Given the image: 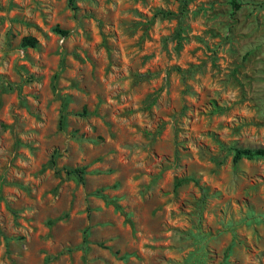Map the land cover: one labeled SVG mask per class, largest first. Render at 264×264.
Wrapping results in <instances>:
<instances>
[{"label":"rangeland","instance_id":"374dc122","mask_svg":"<svg viewBox=\"0 0 264 264\" xmlns=\"http://www.w3.org/2000/svg\"><path fill=\"white\" fill-rule=\"evenodd\" d=\"M237 2L0 0V264H264V159L233 162L264 148V0Z\"/></svg>","mask_w":264,"mask_h":264},{"label":"trees","instance_id":"16d2710c","mask_svg":"<svg viewBox=\"0 0 264 264\" xmlns=\"http://www.w3.org/2000/svg\"><path fill=\"white\" fill-rule=\"evenodd\" d=\"M79 0H68L69 6L75 8L76 2ZM231 4L235 6L236 9H239L241 5L237 2V0H231ZM187 1L184 2L183 6L186 8ZM58 33L63 34V35H68L67 31H63L60 29L56 30ZM39 45V42L36 38L33 37H27L24 38L23 40V46L24 47H31V48H37ZM84 114H87L85 111ZM65 125L64 118L62 117L61 122H60V128L63 129ZM56 156L57 152L52 157L51 164L52 166H56ZM257 159V158H263L264 159V148H259V149H250V148H235L234 149V165H237L239 161L242 159ZM58 173L65 172L67 175H73L78 177L81 181H84L85 179V170L83 168H62L60 170H57Z\"/></svg>","mask_w":264,"mask_h":264}]
</instances>
